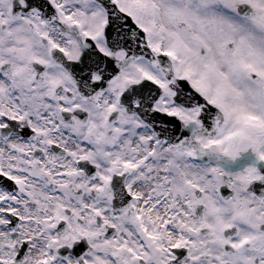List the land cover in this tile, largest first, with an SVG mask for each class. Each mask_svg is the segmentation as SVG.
<instances>
[{
    "label": "snow or ice",
    "instance_id": "1",
    "mask_svg": "<svg viewBox=\"0 0 264 264\" xmlns=\"http://www.w3.org/2000/svg\"><path fill=\"white\" fill-rule=\"evenodd\" d=\"M0 264H264V0H0Z\"/></svg>",
    "mask_w": 264,
    "mask_h": 264
}]
</instances>
